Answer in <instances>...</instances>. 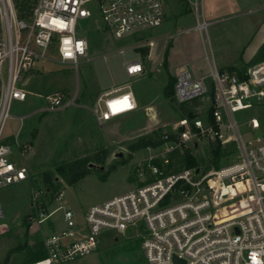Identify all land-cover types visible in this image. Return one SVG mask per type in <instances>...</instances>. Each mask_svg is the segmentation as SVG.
Wrapping results in <instances>:
<instances>
[{
	"label": "built area",
	"instance_id": "2783aa9c",
	"mask_svg": "<svg viewBox=\"0 0 264 264\" xmlns=\"http://www.w3.org/2000/svg\"><path fill=\"white\" fill-rule=\"evenodd\" d=\"M21 1L0 0V188L30 180L24 160L31 145L21 140L22 126L12 140L3 133L12 101H24L28 95L21 88L23 74L38 62L49 61L51 52L59 63L75 69L80 61L89 62L90 43L78 32L80 21H88L93 32H106L117 42L129 44L117 50L126 75L142 74V57L128 59L125 53L153 47L150 34L164 24L169 3L28 0V7ZM186 1L195 11L193 29L207 38L202 0ZM174 96L179 103L208 98L211 123L198 117L180 119L171 134L160 136L167 153L208 134L221 143L234 141L237 158L218 169L194 166L175 173L148 165L150 183L88 207L82 222L66 206L62 190L46 201L44 196L52 191L41 186L32 192L28 220L43 225L61 212L64 227L44 238L47 257L30 264H66L86 257L108 234H132L140 242L144 264H176L175 258L183 264H264V133L244 142L240 128L258 130L259 125L254 116L243 124L236 119L264 106V61L224 70L212 65L203 76L180 67L175 72ZM45 99V112L74 102L64 91ZM134 110L127 82L102 91L91 112L101 125ZM162 161L169 164L168 158ZM3 218L0 203V232L5 227Z\"/></svg>",
	"mask_w": 264,
	"mask_h": 264
},
{
	"label": "rangeland",
	"instance_id": "374dc122",
	"mask_svg": "<svg viewBox=\"0 0 264 264\" xmlns=\"http://www.w3.org/2000/svg\"><path fill=\"white\" fill-rule=\"evenodd\" d=\"M202 5L208 23L205 46L199 32L193 30L194 8L186 0H169L166 18L172 25L162 31V39L152 47L150 70L153 74L140 81L129 80L142 111L122 115L101 125L94 119L91 108L98 90L128 80L123 75V57L116 53L118 43L106 32L91 31L88 21H80L77 29L91 42L89 62L80 61L75 69L71 64L59 63L55 53L51 52L50 60L41 71L30 69L26 72L24 78L33 75L25 85L30 95L24 102L12 101L11 117L6 121L4 135L15 133L20 125L19 117L43 106L46 95L66 89L71 91L74 102L52 112L40 111L30 116L22 128L21 140H32L31 151L24 160L30 180L0 188L5 225L0 232V264H30L32 248L43 243L52 231L64 227L61 212L55 213L43 225L28 220L32 192L40 190L41 186L44 188L42 176L45 172L55 178V189L44 196L45 200L49 201L52 194L62 190L66 206L75 212L77 221L82 222L88 207L150 183L153 178L148 165L158 166L164 173H175L185 168L186 151L194 158L195 166L204 170L218 169L237 158L234 141L228 139L221 143L211 140L208 134L197 143L190 142L185 148L175 147L168 153V146L163 145L150 150L132 151L129 148L142 137L158 139L165 132L171 134L182 118L198 117L211 123L208 98L187 104L179 103L174 95L171 100L166 99L167 70L155 72L165 53L196 61L197 66L206 69L210 62L206 55L215 66L216 61L239 63L247 60L252 51L264 43L263 5L259 7L247 0H203ZM262 55L260 62L264 61V53ZM125 57L131 58L132 52L127 51ZM168 61L169 69L173 70L174 64ZM147 104L153 106L150 111L143 110ZM252 116L260 130L241 127L244 142L264 133V106L256 107L244 116L236 115V119L243 124ZM218 142L221 155L218 165L214 166L211 151ZM163 158H168L167 166L163 165ZM83 159L88 162L89 172L75 183L67 184L60 176L59 168ZM144 263L140 242L132 234H108L93 253L66 264Z\"/></svg>",
	"mask_w": 264,
	"mask_h": 264
},
{
	"label": "crops",
	"instance_id": "0c3cea01",
	"mask_svg": "<svg viewBox=\"0 0 264 264\" xmlns=\"http://www.w3.org/2000/svg\"><path fill=\"white\" fill-rule=\"evenodd\" d=\"M247 2L248 3H250V4H254V5H258L259 7H261V5H263L261 8L262 9H264V0H247ZM202 4H203V0H202ZM167 14H168V12H167ZM170 25H172L171 24V22L170 21H167V18H166V20H165V22H164V24L159 28V29H157V30H155L154 32H152L150 35H151V37H152V39H153V37H155V39H153L155 42L157 41V40H161L162 39V31H164V30H168L169 28H170ZM194 28V27H193ZM194 30V29H193ZM96 33V32H95ZM101 33V32H100ZM98 34H99V32H98ZM199 35H200V37H201V39H202V42L204 43V37L199 33ZM115 42L116 43H118L117 44V47H116V53H117V50H118V48H121V47H128L129 46V44H126V43H119V42H117L116 40H115ZM89 43H90V45H91V42L89 41ZM264 44V43H263ZM262 44V45H263ZM204 46H205V43L203 44ZM262 45H260V47L259 48H255L253 51H252V53H251V55L249 56V57H247L246 59L247 60H243V61H241V62H232V61H227V62H224V61H216V66L214 65L215 63L213 62V60L211 61L209 58H208V56L206 55V60L209 62V65H208V67L206 68V69H202L200 66H197L196 65V61H193V60H184V59H179V58H176V56L175 55H173V54H171V55H169L168 53H167V55H168V57L166 58V53H165V58H163L162 59V63H160L159 65H158V68H155V72L156 73H159V72H161L162 70L161 69H166L167 70V82H168V80H169V78H173V79H175V72H176V70L178 69V68H180V67H183V66H186L187 68H189L193 73H194V75H196V76H203V75H206L208 72H209V70H210V67L212 66V65H214L216 68H218V69H220V70H224V69H232V68H234V67H239V68H245V67H247V66H250L251 64H252V62L254 61V58H255V56H256V54L258 53V51L260 50V48L262 47ZM170 46V45H169ZM172 48V47H171ZM130 52H132V57L131 58H128V59H133V58H136V57H138V56H140V57H142V59H143V65H144V72L142 73V74H139V75H135V76H133V77H129V76H127L126 75V72H125V68H124V65H123V75H124V77L128 80V81H125V82H123V83H121L120 81L119 82H117L116 84H111L110 86H107V87H104V88H102V89H100V90H98V94H97V96L102 92V91H104V90H106V89H109V88H111V87H113V86H118V85H122V84H125V83H127V82H130L129 80H132V81H140V80H142V79H144L147 75H151V74H153L152 72H151V62H150V60L152 59V48H150V49H147V48H145V49H141V50H139V51H130ZM103 56H105V55H103ZM102 56V57H103ZM147 59H148V61H147ZM168 59L174 64V67H173V70H170L169 69V65H168ZM47 61H41V62H38L36 65H35V67L34 68H32V69H34L35 71H41V68H44L43 66L45 65V63H46ZM27 73H25L24 75H23V77H22V80H21V88L23 89V90H25L27 93H28V95L26 96V99L28 98V96L30 95L29 94V92L25 89V85L27 84V80L29 79V77L30 76H33V75H29V76H27V77H25L24 78V76L26 75ZM61 91H64L66 94H68L70 97H72L71 96V91H69V90H66V89H63V90H61ZM132 93H133V96H134V100H135V104H136V110H134L133 112H135V111H138V110H141L142 111V109H139V102H138V100H137V98H136V96H135V94H134V91L132 90ZM52 95V94H51ZM46 96H49V95H46ZM45 96V97H46ZM96 96V97H97ZM25 99V100H26ZM96 99V98H95ZM24 100V101H25ZM24 101H22V102H24ZM94 102H95V100H94ZM193 103V102H192ZM45 106H46V102H45V104L43 105V106H41V107H38L33 113H31V114H29V115H22V116H20L19 118H20V125L18 126V128H17V130L15 131V133L18 131V129L22 126V128L24 127V125H25V122H26V120L30 117V116H32V115H35V114H37L38 112L40 113V111H42L44 108H45ZM94 107V103H93V105H92V108ZM152 107L153 106H151L150 104H147L145 107H144V111H150L151 109H152ZM91 108V109H92ZM133 112H131V113H133ZM15 133H8V134H6L5 135V137H6V139L7 140H12V137L14 136V134ZM27 141V140H26ZM31 140H29V142H30ZM25 163V162H24ZM26 165V164H25Z\"/></svg>",
	"mask_w": 264,
	"mask_h": 264
},
{
	"label": "trees",
	"instance_id": "16d2710c",
	"mask_svg": "<svg viewBox=\"0 0 264 264\" xmlns=\"http://www.w3.org/2000/svg\"><path fill=\"white\" fill-rule=\"evenodd\" d=\"M27 2H28V0H22L20 4L22 6H27L28 5ZM28 7H29V5H28ZM263 53H264V44L262 45V47L258 51L257 57L254 59V61L252 62L251 65L260 62V60L263 59L262 58ZM174 82H175V79L169 78L167 85L164 88V95H165L166 99H168V100H171L173 95H174ZM185 104H187V103H185ZM209 114H210V112H209ZM41 115H43V114H41ZM32 138H34V135L32 136ZM31 141H30V144H31ZM162 144H163V142L160 138L154 139L150 136H147V137L140 138L135 144L131 145L129 148L132 151H138V150L146 149V148L156 149V148L160 147ZM211 154L213 155V159L215 160L213 164H214V166H217L218 165V159L221 155L219 142L216 145L215 149L211 151ZM184 163H185V168H190V167L195 166L194 158L191 157V155L187 151L184 154ZM88 172H89L88 162L84 159L78 160V161L74 162L73 164L67 165L65 168H62V167L59 168V174L62 178H64V180L67 184L75 183L80 178H82L84 175H86ZM54 180H55V178L49 172H45L42 176L43 185L45 187L49 188L51 191H52V189H55ZM32 253H33V255L31 258V263L42 261L47 257V253L44 249L43 243L35 245L32 248Z\"/></svg>",
	"mask_w": 264,
	"mask_h": 264
},
{
	"label": "water",
	"instance_id": "95a60500",
	"mask_svg": "<svg viewBox=\"0 0 264 264\" xmlns=\"http://www.w3.org/2000/svg\"><path fill=\"white\" fill-rule=\"evenodd\" d=\"M174 261H175L176 264H183V262L179 261V260L176 259V258L174 259Z\"/></svg>",
	"mask_w": 264,
	"mask_h": 264
}]
</instances>
